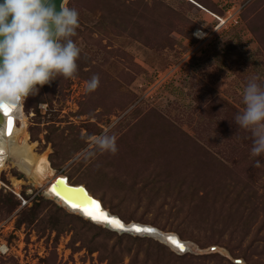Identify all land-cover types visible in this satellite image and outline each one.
I'll list each match as a JSON object with an SVG mask.
<instances>
[{"label": "rangeland", "instance_id": "1", "mask_svg": "<svg viewBox=\"0 0 264 264\" xmlns=\"http://www.w3.org/2000/svg\"><path fill=\"white\" fill-rule=\"evenodd\" d=\"M66 3L79 12L81 53L71 78L22 103L35 152L121 221L199 252L85 220L8 159L0 264H264V155L251 154L253 133L235 122L249 80L264 83V0ZM105 132L115 153L91 145Z\"/></svg>", "mask_w": 264, "mask_h": 264}, {"label": "clouds", "instance_id": "2", "mask_svg": "<svg viewBox=\"0 0 264 264\" xmlns=\"http://www.w3.org/2000/svg\"><path fill=\"white\" fill-rule=\"evenodd\" d=\"M79 28V12L66 0H0V106L18 108L29 95L58 76L71 78L77 71L81 48L73 40ZM100 78L86 82L94 91ZM39 86V87H38ZM244 110L235 122L250 129L253 156L264 155V83L249 80L243 90ZM101 152L115 153L116 136L107 132L91 138ZM91 156L93 152L86 151ZM260 166V161H256Z\"/></svg>", "mask_w": 264, "mask_h": 264}, {"label": "bare ground", "instance_id": "3", "mask_svg": "<svg viewBox=\"0 0 264 264\" xmlns=\"http://www.w3.org/2000/svg\"><path fill=\"white\" fill-rule=\"evenodd\" d=\"M4 109L0 106V172L6 167L9 159L12 167H15L22 175L36 186H41L50 181L45 189V193L63 208L71 213L77 214L85 220L93 223L103 224L113 230L121 232V228L106 220H94L86 211H95L96 205H99V212L107 214V220H118L123 227H130L134 222L125 223L117 216L107 211L100 200L95 198L82 184H71L63 175H56L50 167L45 153L37 154L35 152V143L31 142L26 130V119L22 114V104L15 109H11L8 115H4ZM17 121L20 126H17ZM56 179H59L56 181ZM21 181L13 179V185L17 186ZM53 184L52 188L51 185ZM79 187V188H77ZM95 202V203H93ZM136 223V222H135ZM146 227L151 225L143 224ZM142 228V226H139ZM152 232L148 235L157 238L159 241L167 244L177 251V248L171 240L176 239L184 246L186 251L199 252L197 246L191 242L180 239L173 233L163 232L153 227ZM172 239H167V237ZM174 237V238H173ZM2 249H4L2 247Z\"/></svg>", "mask_w": 264, "mask_h": 264}, {"label": "snow or ice", "instance_id": "4", "mask_svg": "<svg viewBox=\"0 0 264 264\" xmlns=\"http://www.w3.org/2000/svg\"><path fill=\"white\" fill-rule=\"evenodd\" d=\"M2 107L4 109V114L8 115L10 113L11 109L8 108L7 106H2ZM93 203H95V202H93ZM86 214L90 215L91 218L94 219V220H98V219L99 220H106L107 222H109L111 224H114V225H116L119 228H123V225L120 224V222L118 220H115V219L107 220V214L103 213V212H99V205L98 204L96 205V210L95 211H86ZM135 230L136 231H144V232H152V231H154L153 229H139V228H137ZM170 239H172V238L170 237ZM173 243H176L175 240H173ZM177 247L181 251H183V246L182 245L177 244Z\"/></svg>", "mask_w": 264, "mask_h": 264}, {"label": "water", "instance_id": "5", "mask_svg": "<svg viewBox=\"0 0 264 264\" xmlns=\"http://www.w3.org/2000/svg\"><path fill=\"white\" fill-rule=\"evenodd\" d=\"M59 3H60V0H57V7H59ZM4 114V113H3ZM5 115V114H4ZM59 179H56V181H58ZM53 184L51 185V188H52ZM79 188V187H77ZM139 226H142V228H140ZM153 229V227H146L144 226L143 224L141 223H132L130 225V227H123L121 228V232H125V233H136V234H140V235H148L150 232H144V231H136L135 229ZM174 238V237H173ZM167 239H170L169 236L167 237ZM175 240L176 242V239H173ZM173 240H171V243H173ZM175 245V247L177 248V252H184L185 248L183 246V251H181L178 247H177V244L181 245L179 242H176V243H173ZM215 247H210V250H214ZM236 263H242V260H239V259H236L235 260Z\"/></svg>", "mask_w": 264, "mask_h": 264}, {"label": "trees", "instance_id": "6", "mask_svg": "<svg viewBox=\"0 0 264 264\" xmlns=\"http://www.w3.org/2000/svg\"><path fill=\"white\" fill-rule=\"evenodd\" d=\"M89 192V191H88Z\"/></svg>", "mask_w": 264, "mask_h": 264}]
</instances>
